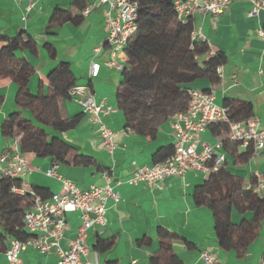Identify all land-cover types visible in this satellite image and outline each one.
<instances>
[{"label": "crops", "instance_id": "1", "mask_svg": "<svg viewBox=\"0 0 264 264\" xmlns=\"http://www.w3.org/2000/svg\"><path fill=\"white\" fill-rule=\"evenodd\" d=\"M32 2L29 9L28 3ZM76 2L88 6L78 24L71 21L49 26L55 8L69 10L72 15L80 14ZM104 8L98 0H0V35L14 37L22 34L32 47L16 50L15 55L24 57L33 67L28 88L37 93L39 81L47 87V75L58 61L68 62L76 77L80 94L90 93L97 103H103L110 110L102 114L103 123L115 135L111 150L100 139L96 126L75 101L63 102V112L68 116L82 114L78 124L69 130L56 132L70 143L78 153L91 156L93 162L87 165L53 164L50 157H37L33 151L23 153L28 169L21 177L25 187L38 186L49 193L58 192L60 181L46 172L72 180L80 187L91 184L103 185L105 175L125 180L135 165H149L159 157L158 152H167L173 137L170 119L160 124L155 139L149 140L124 127V117L115 101V90L120 80L119 70L109 68L102 62L109 59L110 51L104 43L106 29ZM250 3L233 0L221 14H195L194 31L205 39L212 51H222L226 62L221 65L219 83L213 88L215 101L222 104L224 98H237L252 104L253 116L264 128V36L259 35L263 26L262 13L249 15ZM55 48V59L49 57L45 44ZM4 41L0 40V48ZM92 61L101 63L98 74L89 76ZM211 87L207 80H199L195 87ZM16 84L8 77L0 78V155L8 153L12 140L2 136L1 125L8 115L16 110ZM23 116L33 119L28 110ZM47 132H52L48 127ZM203 140L219 141L208 128L201 133ZM240 150L244 149L239 147ZM235 174L249 178L252 173H264V150H261L241 166L228 167ZM207 174L187 172L183 178L168 176L158 186L150 188L145 184L120 183L114 186L119 200L108 199L103 225H95L87 231L89 246L84 257L89 264H152L149 257L159 250L157 228L163 227L176 233L172 248L183 264H204L200 251L205 249L217 258L216 264H260L264 252V218L256 239L246 253L238 257L234 251L222 250L217 243L211 211L204 205H196L192 198L193 188L201 183ZM252 212L240 215L234 208L233 223L242 218L249 219ZM68 229L60 241L63 248L74 239L80 223L77 212L66 214ZM149 237V243H139ZM97 238L113 240V246L103 252L94 248ZM7 248V239H5ZM26 264L55 262L53 254L43 255L27 248L21 254ZM0 264H8L4 250H0Z\"/></svg>", "mask_w": 264, "mask_h": 264}, {"label": "trees", "instance_id": "2", "mask_svg": "<svg viewBox=\"0 0 264 264\" xmlns=\"http://www.w3.org/2000/svg\"><path fill=\"white\" fill-rule=\"evenodd\" d=\"M137 28L124 46L125 62L115 90V101L124 117V127L149 140L156 138L161 123L172 115L186 109L189 90L198 88L212 90L220 81L217 67L226 62L222 51H212L208 42L192 38L193 16L185 22L177 18L172 0H136ZM80 14L55 8L49 26L66 21L78 24L82 20L84 4L76 2ZM4 45L0 48V78L8 77L17 86L16 110L12 111L1 125L2 136L12 140L18 138L22 153L33 151L37 157H50L53 164L87 165L93 162L88 155L77 150L55 134L74 128L82 116H68L63 112V102L75 97L76 77L68 62L58 61L47 75V87L38 83L37 93L28 88L34 67L16 50L32 47L31 41L22 34L14 37L0 35ZM49 57L55 59V48L45 44ZM207 80L211 87H195L199 80ZM230 120L244 122L253 116L252 104L237 98H224ZM28 110L33 119L23 116ZM46 127L52 132H47ZM212 136L218 137L225 153L224 164L207 173L204 181L193 188L192 198L196 205L206 206L212 213L214 232L218 246L225 251H234L243 256L256 239L264 218V197L252 190L256 177L235 174L229 165H244L253 155L250 146L239 149V142L231 140L225 122H211L207 126ZM173 151L158 152L163 160ZM21 184V178L0 175V250L6 249L7 236L26 239L31 234L22 225V216L32 203L29 191L20 194L13 191ZM34 194L47 198L45 188L31 187ZM240 215L252 212L249 219L239 223L231 220L232 209ZM159 250L149 257L152 264H183L172 248L176 237L163 227L157 228ZM146 237L139 243H149ZM113 240L97 238L94 248L103 252L110 249ZM264 258V252H263Z\"/></svg>", "mask_w": 264, "mask_h": 264}, {"label": "built area", "instance_id": "3", "mask_svg": "<svg viewBox=\"0 0 264 264\" xmlns=\"http://www.w3.org/2000/svg\"><path fill=\"white\" fill-rule=\"evenodd\" d=\"M104 5V23L106 36L104 43L110 51L109 59L104 66L121 71L124 67V46L137 28L136 0H98ZM233 0H172L177 18L185 22L189 16L195 14L217 15L223 13ZM250 3L249 15L262 13L263 26L259 35L264 36V0H245ZM32 2L29 1L27 9ZM88 6L83 13H87ZM192 38H201L194 30ZM101 63L92 61L89 66V76L98 74ZM217 74L221 77V66L217 67ZM79 87H75V101L80 105L88 120L96 126L100 139L108 149L113 147L115 133L106 126L101 116L110 110L103 103H97L90 93L80 94ZM222 121L228 126L231 140L238 141L239 147H252L253 155L264 150V128L258 118L252 116L244 122L230 120L227 108L215 101L214 90L203 91L198 88L189 90V102L185 110L170 117L173 137V151L163 160L149 165H135L125 180L113 179L105 175L103 185L91 184L80 187L72 180L56 176L51 170L47 175L56 177L61 188L47 198L34 194L31 188L24 184L14 186L17 193L31 192L32 203L22 216L23 228L31 235L26 239L7 236V248L4 251L8 264H26L21 254L27 248H32L43 255L53 254V264H89L84 259L89 246L86 241L87 231L95 225L105 223L107 211L106 202L110 198L114 202L119 200V194L114 186L122 182L128 184H145L150 188L158 186L160 180L168 176L183 178L187 172L207 174L215 171L224 164L225 153L221 141L208 142L203 140L201 133L211 122ZM28 169L25 156L20 151L19 140L14 138L10 151L0 155V175L21 178ZM256 177L252 190L264 197V173H253ZM77 212L80 223L74 239L67 241L63 248L60 241L65 237L68 229L66 214ZM200 257L204 264H216L217 258L211 252L203 249ZM36 264H51L39 262ZM264 264V258L260 261Z\"/></svg>", "mask_w": 264, "mask_h": 264}]
</instances>
